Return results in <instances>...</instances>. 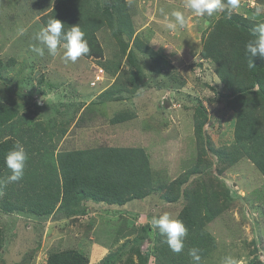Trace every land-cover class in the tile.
Segmentation results:
<instances>
[{
	"label": "rangeland",
	"instance_id": "rangeland-1",
	"mask_svg": "<svg viewBox=\"0 0 264 264\" xmlns=\"http://www.w3.org/2000/svg\"><path fill=\"white\" fill-rule=\"evenodd\" d=\"M55 1L0 0V109L12 106L29 114V125L40 124L58 133L66 128L59 150L143 147L155 188L149 196L122 206L82 201L80 206L88 211L71 216L62 206L42 216L0 209V264H44L50 252L68 248L84 255L88 264H139L137 250L145 264H157L154 248L161 235L151 220L164 212L178 215L187 202L181 192L196 189L198 181L209 186V194L219 192L224 198L223 211L205 225L215 247L203 256V263L222 264L224 257L232 256L238 264H264V178L245 156L232 160L236 112L227 105L232 94L214 73L213 62L199 55L202 36H208L217 19L226 20L220 30L229 36L226 14L197 17L183 8V0H126L136 34L163 60L134 49V66L104 25L96 32L102 58L82 56L66 64L59 56L40 57L31 51L36 43L32 37L43 27L40 15ZM98 1L102 9L113 0ZM261 3L264 0H241L231 18L238 14L254 21L252 11ZM177 9L184 11L186 26L173 32L167 24ZM20 28L26 29L23 36L18 35ZM12 56L15 61L9 65ZM97 66L104 75L96 72L100 77L95 79ZM106 89L124 99L102 102L97 95ZM124 111L134 117L119 124L109 122ZM197 111L206 116L201 155L193 128ZM179 175L186 181L172 190L178 200L166 201L163 197L170 193L164 186ZM146 228L153 231L151 238Z\"/></svg>",
	"mask_w": 264,
	"mask_h": 264
},
{
	"label": "trees",
	"instance_id": "trees-1",
	"mask_svg": "<svg viewBox=\"0 0 264 264\" xmlns=\"http://www.w3.org/2000/svg\"><path fill=\"white\" fill-rule=\"evenodd\" d=\"M99 7L97 0H56L48 11L40 15V22L45 26L50 19L55 18L65 24V29L79 24L90 47V53L83 56L86 58H102L103 48L96 32L106 25L116 38L120 51L123 54L127 51V59L134 66V49L152 56L156 61L163 60L136 34L126 0H113L102 9ZM227 19L232 28H229V36H223L220 30L226 20L217 19L208 36H202L203 45L199 55L201 59L213 62L214 73L232 94L227 102L236 112L231 150L236 156L232 160L245 156L264 178V58H250L245 50V44L252 38L257 22L238 14ZM129 42L133 48H128ZM8 59L9 65L15 61L13 56ZM35 63L42 64L39 59ZM105 67L109 69L108 65ZM131 81L135 79L132 77ZM137 88L135 85L134 89ZM97 97L102 102L124 99L111 89L103 90ZM11 114L16 115L11 118ZM133 117L131 112H118L109 122L119 124ZM30 121L29 114L19 112L12 106L0 109V209L3 212L26 210L42 216L53 213L56 206H62L67 207V216H71L86 213L87 207L80 206L82 201L93 200L122 206L129 201L145 198L154 191L152 167L143 147L96 145L59 150L58 142L68 130L60 128L58 133L40 124L29 125ZM205 122L204 112L197 111L193 117V128L199 155L204 153L202 128ZM16 140L24 143L28 160L23 178L18 182L7 183L9 170L5 165V155ZM221 154L223 152L219 156ZM185 181L182 175L171 180L164 186L167 194H170L163 198L169 202L177 201V194L172 190ZM197 183L196 189L188 188L181 192L187 201L178 214L188 230L184 251L173 253L163 242L164 238L157 237L154 248L157 264H192L188 250L193 247L200 249V264H204L203 256L215 247L214 238L205 225L223 211L221 200L224 198L219 192L209 194V186L206 188L202 182ZM145 231L148 238L153 236L150 228ZM136 253L139 264H145L140 252L137 250ZM161 260L162 263H159ZM44 264H88V261L75 249L68 248L50 252Z\"/></svg>",
	"mask_w": 264,
	"mask_h": 264
},
{
	"label": "clouds",
	"instance_id": "clouds-1",
	"mask_svg": "<svg viewBox=\"0 0 264 264\" xmlns=\"http://www.w3.org/2000/svg\"><path fill=\"white\" fill-rule=\"evenodd\" d=\"M241 7V0H183V8L190 11L197 17H213L218 13H224L228 18L238 11ZM170 21L167 28L170 31L184 29L186 26V16L184 11L179 9L173 10L170 13ZM264 3L255 6L252 11V18L258 21L254 25L253 36L245 44V50L250 58L260 56L264 58ZM26 29L20 28L18 35L23 36ZM32 39L36 42L31 46V51L37 56L43 57L47 53L49 56L57 57L64 63H76L77 60L90 53V47L85 32L79 24H74L70 28L65 29V24L60 20L52 18L48 23L41 27ZM252 63V62H251ZM95 69V73L98 69ZM28 153L24 143L16 140L13 146L5 155V165L9 170L6 177L7 183L20 181L26 168ZM151 225L158 229L160 235L164 238V243L170 248L173 253L179 254L184 251L185 238L188 230L178 215H172L169 212H164L151 220ZM188 255L191 257L192 264H200L201 255L200 249L193 247L188 250ZM222 264H238L235 257L226 256L222 260Z\"/></svg>",
	"mask_w": 264,
	"mask_h": 264
},
{
	"label": "built area",
	"instance_id": "built-area-1",
	"mask_svg": "<svg viewBox=\"0 0 264 264\" xmlns=\"http://www.w3.org/2000/svg\"><path fill=\"white\" fill-rule=\"evenodd\" d=\"M97 72L100 73L101 75L103 74V70H102L101 68H99ZM95 74H96V73H95ZM100 74H96V75H94V76H95V79H96V78L98 79V78L100 77ZM93 79H94V78H93ZM95 79H94V80H95ZM94 80H93V81H94ZM92 84H93V82H92Z\"/></svg>",
	"mask_w": 264,
	"mask_h": 264
},
{
	"label": "crops",
	"instance_id": "crops-1",
	"mask_svg": "<svg viewBox=\"0 0 264 264\" xmlns=\"http://www.w3.org/2000/svg\"><path fill=\"white\" fill-rule=\"evenodd\" d=\"M133 20V19H132ZM134 23V22H133ZM43 26V25H42ZM125 146H127V145H125ZM88 201V200H87ZM84 202H86V201H84ZM109 206H114V205H109ZM88 211V210H87Z\"/></svg>",
	"mask_w": 264,
	"mask_h": 264
}]
</instances>
